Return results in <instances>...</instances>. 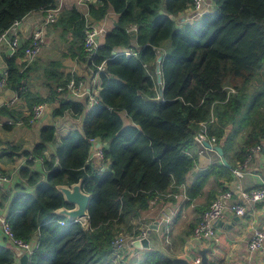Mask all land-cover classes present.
Wrapping results in <instances>:
<instances>
[{"label":"trees","instance_id":"obj_1","mask_svg":"<svg viewBox=\"0 0 264 264\" xmlns=\"http://www.w3.org/2000/svg\"><path fill=\"white\" fill-rule=\"evenodd\" d=\"M210 1L196 21L186 22L179 15L191 8L192 0H95L88 4V19L101 20L110 11L116 17L90 58L83 46V12L75 7L63 10L53 25L69 33L67 50L87 60L100 80L97 102L89 108L86 100L70 96L67 76L50 86L46 98L30 92L28 66L21 68L17 61L27 41L15 53L4 55L5 85L17 92L28 110L22 115L21 108L8 109L10 118L29 121L32 106L46 100L57 101L54 116L67 109L75 115L83 113L80 130H69L48 159L44 150L53 138V125H43L40 141L23 152L32 159L43 157L46 165L42 180L40 173L23 170L34 191L15 194L6 215L15 237L28 241L37 232L27 264H102L118 231L131 232V221L149 206L148 200L184 180L192 167L186 151L194 145L198 122L211 114L216 119L207 124V134L216 143L231 125L222 145L225 154L242 132L234 150L238 163L250 146L259 144L264 135V0ZM54 3L0 0V34L29 11ZM119 46L132 53L113 52ZM158 55L160 82L155 70ZM99 63L101 70L95 66ZM226 86L235 92H227ZM90 138L104 143V170L88 159ZM211 169L230 178L231 169L223 163ZM207 173L200 174L199 182ZM78 177L92 194L84 226L52 213L67 205L55 184ZM11 262V250L0 246V264ZM141 264L171 262L153 250Z\"/></svg>","mask_w":264,"mask_h":264},{"label":"crops","instance_id":"obj_2","mask_svg":"<svg viewBox=\"0 0 264 264\" xmlns=\"http://www.w3.org/2000/svg\"><path fill=\"white\" fill-rule=\"evenodd\" d=\"M76 1H62L61 10L58 12L56 20L48 24L45 28L43 45L34 60L25 65L23 56L17 59L18 63L22 64L21 68L28 66L26 85L30 92L39 94L43 98H46L50 86L56 85V81H61L65 76L68 79L75 78L76 80H81L85 88L89 90V93L91 92L95 97L98 92L100 86L98 73L91 71L92 68L87 60H83L80 56H72L73 51L67 50L68 40L70 38L69 33L66 31L63 32L59 25H53L57 21L60 13L65 9L76 7L80 12L86 10L84 5H77ZM41 15L42 12L36 9L29 11L19 20L16 31L19 36L20 45L25 41L28 43L34 23ZM115 17L116 14L110 11L101 20L92 21L89 19L101 28L99 40H101L103 32L113 26ZM179 17H183L186 22L197 20L191 8L181 13ZM49 42H51V45ZM125 50L124 47L119 46L115 47L113 52H124ZM5 54H7L6 46L2 44L0 46V81H3V84L0 85V100H2V103H0V170L8 174L10 180L0 189V215L6 216L11 200L15 194L22 192L32 193L34 191V185H31L27 181V176L22 173L23 170L28 169V173H40V180H42L46 172L44 158L48 159L54 154L56 144L69 130L74 128L80 130L83 113L75 115L73 111L67 109L61 115L54 116L52 110L57 105V101L49 102L46 100L39 102L45 105V109L32 122L21 120L19 117H15L14 119L10 118L7 112L8 109L21 108L23 109L22 115H26L28 110H26L25 106H22L23 100L17 95V92L5 85ZM254 85L252 83L253 87L250 88L251 90L255 89ZM66 94L61 96H66ZM74 97L86 100L87 108L92 106L87 95ZM42 117L44 120L47 119L49 121L47 123L45 121H39ZM8 120L12 122L7 123ZM43 125H53V138L46 143L44 158L39 156L28 163V159L23 152L24 150H30L35 143L40 141L39 129ZM12 128H15V130L6 139L7 132ZM230 129L231 125L229 124L225 127L224 136L220 139V142H214V144L223 145L224 138ZM20 135L22 139L19 141ZM241 135L242 132L236 136L232 149L226 154L223 151V156L229 164L226 166L230 169L239 164L234 155V150H237L240 145ZM7 141H10V143H5ZM259 145V151L254 152L246 160L242 177H235L232 170H230V178L225 179L224 175L220 172L215 170L211 171L213 164L223 163L221 157L215 150L205 148L206 146L203 145L199 146L194 144L190 150L192 167L186 174L184 180L180 183L172 184L166 193L158 196L153 205L142 210L131 221L134 224L131 232L121 230L118 233L132 235L135 229L139 231L145 223L149 222L150 232L148 236L151 245L159 241L161 247L173 255H182L190 252V248L194 245L205 246L209 244L212 239L193 240L191 239V232L193 225L200 218L203 210L215 195L222 190L229 189L231 191L230 200L240 201L239 192L241 189L264 186V135L261 137ZM102 146H104V143L97 139L93 143L90 142L89 154L94 148H102ZM90 160L99 170H104L107 167V162L105 163L102 158L100 161L96 158H91ZM207 170V175L199 182L200 174ZM198 184H200L199 187H197ZM151 224H157V228H152ZM161 224H163L164 232L160 228ZM253 224L264 228V199L255 204L253 208L247 207V212L243 216H237L226 210L224 216L214 222L215 242L212 245L211 252L207 254L209 264H264V258L261 253L259 251H251L247 247ZM121 228L124 229L122 225ZM36 241L37 232L33 234L28 242L36 246ZM0 246L11 250V264H17L21 253H24L2 231H0ZM153 250L152 247L124 245L119 251L118 258H111L108 251L102 264H141L148 253ZM193 258H197V256Z\"/></svg>","mask_w":264,"mask_h":264},{"label":"built area","instance_id":"obj_3","mask_svg":"<svg viewBox=\"0 0 264 264\" xmlns=\"http://www.w3.org/2000/svg\"><path fill=\"white\" fill-rule=\"evenodd\" d=\"M63 0H55L54 6L49 8L38 9L42 12L41 17L36 20L34 23V27L30 32L29 41L27 45L24 47L22 56L25 59V65L30 63L32 60L38 56L41 47L44 42V33L45 28L48 24L54 22L58 16V12L61 10ZM95 0H77L76 4H82L85 6L86 10L83 12L85 16V25H84V39L83 46L86 51L87 58L95 52L98 44H99V35L101 28L95 23L88 19V4L94 2ZM209 7L208 0H192L191 10L193 12L204 13L207 11ZM76 8V7H75ZM77 9V8H76ZM79 10V9H78ZM18 21H13L11 25L3 30L0 34V46L4 44L6 46L7 54L11 55L15 53L17 48L19 47V36L17 33V24ZM129 29L135 30V26L129 27ZM124 53L126 55L131 54L132 52L129 50H125ZM97 70H101L103 68L102 63L95 65ZM93 71V70H91ZM93 73H97V71H93ZM160 82V80H158ZM3 84V81H0V85ZM65 87L68 92L74 96L87 95L89 102L94 105L97 102L95 96L92 93H89V90L85 88L81 80H76L75 78H69L65 83ZM61 87L57 89L60 90ZM162 85L160 84V89ZM227 92H235V89L231 86H226ZM45 109V105L43 103H37L32 106L30 112L29 121L37 119ZM216 118L211 114L207 120H202L198 122V129L193 135V143L199 146H205L204 142L207 141L210 145L214 144L215 137L213 135L207 134V124L209 122L214 121ZM11 120H8L7 123H11ZM90 142H95V138H90ZM212 149L211 147H205ZM260 145L256 144L250 146L247 149V154L243 162L239 163L237 166L233 167L232 173L235 177H242L244 171L243 167L246 164V160L254 153L259 151ZM186 153L191 157L190 150L186 151ZM103 157L101 148H94V150L88 155V159L98 158L101 159ZM27 159H32L30 155L26 157ZM192 158V157H191ZM10 180V176L3 171L0 170V189L3 185ZM240 201H231V191L229 189H225L220 191L215 195V197L209 202L207 207L203 210L200 218L195 223L192 232L191 239L193 240H203V239H214L215 231H214V222L218 219H221L224 216V212L227 210L231 213L236 214L237 216H243L247 212V207L253 208L255 204L264 199V186L251 187L248 189H241L239 192ZM158 195L152 197L148 200V205L151 206L155 203ZM87 217L79 220H70V221H79L83 226L87 222ZM59 223H64L63 220H59ZM150 228V224L145 223L143 227L140 228L139 232L131 235V234H122L118 233L112 240L110 245V257L118 258L119 251L121 247L124 245H134V242H140L142 238H148V230ZM0 231L9 238L15 245L21 248V250L28 257L32 253L35 246L31 245L30 242L22 240L21 238H17L14 236L13 231L10 227V224L5 215H0ZM142 246V245H140ZM247 247L251 251H259L264 258V228L253 224L250 238L247 243ZM147 248H150V244ZM195 264L199 263L198 257L193 258Z\"/></svg>","mask_w":264,"mask_h":264},{"label":"water","instance_id":"obj_4","mask_svg":"<svg viewBox=\"0 0 264 264\" xmlns=\"http://www.w3.org/2000/svg\"><path fill=\"white\" fill-rule=\"evenodd\" d=\"M195 17L200 16V13L194 12ZM179 20H184L183 17H179ZM161 60V55L156 57V80H160V71H159V61ZM2 103V100H0ZM204 145L207 147H211L215 150V152L221 157L222 162L225 165H229L223 156V148L221 144H212L210 145L207 141L204 142ZM82 177H78L76 181L70 183H57L55 184V189L61 194L62 200L67 205H61L54 209H52V213L57 216H63L67 220H79L88 216V205L89 201L92 197V194L88 191H85L82 186ZM152 228H157V224H151ZM150 230H148L149 234ZM214 239L209 242V244L205 246L194 245L190 248V252H187L182 255H173L167 252L163 247H161L159 241L156 244L151 245L150 238H142L140 242L135 241V246H144L152 247L154 250L163 254L166 258L169 259L171 264H195L193 261V257L197 256L199 263L198 264H209V260L207 254L211 252L212 245L214 244ZM17 264H27V255L25 253H21L18 258Z\"/></svg>","mask_w":264,"mask_h":264},{"label":"rangeland","instance_id":"obj_5","mask_svg":"<svg viewBox=\"0 0 264 264\" xmlns=\"http://www.w3.org/2000/svg\"><path fill=\"white\" fill-rule=\"evenodd\" d=\"M49 44L51 45V42H49ZM252 83L254 84V81H253ZM252 83H251V84H252ZM39 121H41V122H44V121H45V123H47L49 120H47V119L44 120V118L42 117V118L39 119ZM14 130H15V128H12V129H10V130L7 132L8 134H7L6 139L9 138V134H10L11 132H13ZM19 137H20V138H19V141H20V140L22 139V136L20 135ZM5 143H10V141H7V142H5ZM96 159H98V158H96ZM98 161H100V159H98ZM99 166H100V165H99ZM160 228H161L162 231L164 232V230H163V229H164L163 224L160 225Z\"/></svg>","mask_w":264,"mask_h":264},{"label":"bare ground","instance_id":"obj_6","mask_svg":"<svg viewBox=\"0 0 264 264\" xmlns=\"http://www.w3.org/2000/svg\"><path fill=\"white\" fill-rule=\"evenodd\" d=\"M7 241V240H6Z\"/></svg>","mask_w":264,"mask_h":264}]
</instances>
